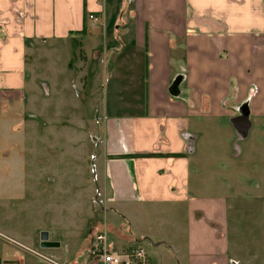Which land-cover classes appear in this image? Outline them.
<instances>
[{"label":"crops","instance_id":"0c3cea01","mask_svg":"<svg viewBox=\"0 0 264 264\" xmlns=\"http://www.w3.org/2000/svg\"><path fill=\"white\" fill-rule=\"evenodd\" d=\"M83 36L81 77L31 87L39 51ZM66 90L94 99L99 189L162 264H264V0H0V122Z\"/></svg>","mask_w":264,"mask_h":264},{"label":"rangeland","instance_id":"374dc122","mask_svg":"<svg viewBox=\"0 0 264 264\" xmlns=\"http://www.w3.org/2000/svg\"><path fill=\"white\" fill-rule=\"evenodd\" d=\"M86 46L83 36L75 38L72 48L63 53L49 48L39 51L34 66L29 67L31 87L41 89L43 83L52 91L57 73L63 82L71 76L81 77L79 65ZM58 58L68 67L73 65L74 72L56 67ZM77 94L66 90L61 98L51 97L44 112H37L32 93L28 111L0 122V233L11 239L10 244L8 238L2 243L10 256L0 264H18L14 254L24 264H70L74 250L87 246L89 236L101 230L113 245L121 244V235L137 236L152 260L162 264L151 243L140 240L134 226L105 202L98 171L95 173L99 129L96 114L89 108L94 99ZM48 232V238L61 247L42 249L43 233ZM163 258L166 264H175L170 257Z\"/></svg>","mask_w":264,"mask_h":264},{"label":"built area","instance_id":"2783aa9c","mask_svg":"<svg viewBox=\"0 0 264 264\" xmlns=\"http://www.w3.org/2000/svg\"><path fill=\"white\" fill-rule=\"evenodd\" d=\"M89 18L97 22L93 15H90ZM83 259L84 262L81 264H153L145 248L141 246L129 249L115 248L111 244L108 234L102 230L91 235Z\"/></svg>","mask_w":264,"mask_h":264},{"label":"water","instance_id":"95a60500","mask_svg":"<svg viewBox=\"0 0 264 264\" xmlns=\"http://www.w3.org/2000/svg\"><path fill=\"white\" fill-rule=\"evenodd\" d=\"M41 247L42 248H55V247H59V244H56V243H50V242H43L41 244Z\"/></svg>","mask_w":264,"mask_h":264}]
</instances>
